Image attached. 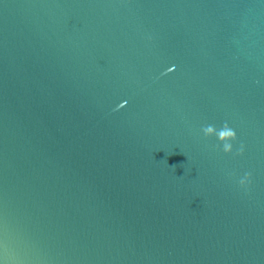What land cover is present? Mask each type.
I'll list each match as a JSON object with an SVG mask.
<instances>
[{"label": "water", "instance_id": "obj_1", "mask_svg": "<svg viewBox=\"0 0 264 264\" xmlns=\"http://www.w3.org/2000/svg\"><path fill=\"white\" fill-rule=\"evenodd\" d=\"M0 264H264V0H0Z\"/></svg>", "mask_w": 264, "mask_h": 264}, {"label": "clouds", "instance_id": "obj_2", "mask_svg": "<svg viewBox=\"0 0 264 264\" xmlns=\"http://www.w3.org/2000/svg\"><path fill=\"white\" fill-rule=\"evenodd\" d=\"M213 127H214L213 125H207L205 127V131L206 132L207 131H211V129ZM221 129H222L221 138H227V139H229L231 141H234V140L237 139L236 132L233 129H231L227 123H225ZM224 151L231 152L232 151V144L231 143L225 144ZM238 154L239 155L243 154V145H241V148H240ZM250 177H251V173H246L245 174V180H242L241 184H244L245 182L248 183L249 180H250Z\"/></svg>", "mask_w": 264, "mask_h": 264}]
</instances>
